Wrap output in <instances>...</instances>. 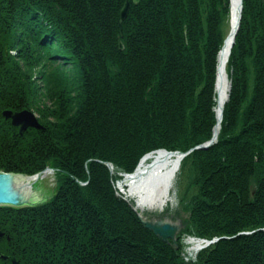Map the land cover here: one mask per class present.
<instances>
[{"label": "trees", "instance_id": "1", "mask_svg": "<svg viewBox=\"0 0 264 264\" xmlns=\"http://www.w3.org/2000/svg\"><path fill=\"white\" fill-rule=\"evenodd\" d=\"M126 1L0 0V171L58 174L48 202L0 206V254L19 264H264V0H243L218 141L182 162L185 231L219 238L196 263L142 224L116 181L151 151L213 137L232 0H129L121 50ZM12 33L25 67L46 60L39 82L12 58ZM26 109L44 130L20 134L3 115Z\"/></svg>", "mask_w": 264, "mask_h": 264}, {"label": "water", "instance_id": "2", "mask_svg": "<svg viewBox=\"0 0 264 264\" xmlns=\"http://www.w3.org/2000/svg\"><path fill=\"white\" fill-rule=\"evenodd\" d=\"M139 1L140 0H133V3L138 4ZM130 8H131V2L128 0L125 2L120 12L119 28L121 35H123V22L126 20ZM242 11H243V0H241L240 3L239 22L236 27L237 31H235L236 35L241 26ZM227 37L225 38L224 44L227 40ZM234 43H235V39L233 40V45ZM119 46L121 50L124 49V44L122 43V41H119ZM217 71H218V67H217ZM231 88H232V83L230 82V92H231ZM229 97H230V93H229ZM229 97L227 102L229 101ZM3 115L5 116L6 119H10L15 127L19 128L20 134H24V132L27 131L29 128H36L39 130L45 129V126L39 121L38 115L33 110H29V109L18 110V111L4 110ZM223 115L224 114H221L220 119L218 118V122L214 127L213 137L210 140L194 148H191L187 152H182L179 150L171 151V152L179 154L181 156V159H183L188 154H190L194 149H203V150L209 149L213 144H215L218 141V135L221 128ZM218 127L219 130L216 131ZM158 150H165V149H158ZM263 158H264V152H263ZM107 166L110 168L111 172L113 173V169H114L113 165L111 163H107ZM48 170L52 171L54 170V168L47 167L45 170L38 172L34 175L0 171V206L26 207V206H37L47 202L46 200L47 194L41 191L40 189H38L37 187H35L34 183L37 182L38 180L37 178H39V176L42 173ZM132 173H128V175ZM34 177H36V180H34ZM130 205L136 211L140 221L147 229L151 230L156 236L160 237L167 244L172 243V245L175 246V248L178 247V237L184 227V223L181 220H174L168 216L165 217L150 216L144 213V211L147 208L137 209L136 205L138 204L134 206L132 203H130ZM245 233H250V232H245ZM3 236L4 233L0 231V237ZM8 239L10 240V237H8ZM216 241H218V238H214L213 240H206V243H204L203 246L207 247L215 243ZM0 257L4 260L11 261L13 264H19V260L16 259L14 256L0 254Z\"/></svg>", "mask_w": 264, "mask_h": 264}, {"label": "bare ground", "instance_id": "3", "mask_svg": "<svg viewBox=\"0 0 264 264\" xmlns=\"http://www.w3.org/2000/svg\"><path fill=\"white\" fill-rule=\"evenodd\" d=\"M240 3L241 0H232L230 21L232 20L234 24H232L228 39L218 56V74L216 80V99L218 109H216V114H218L219 119L224 109V103L227 102L230 93V80L227 72V64L233 46V40L236 36V27L239 22ZM218 130L219 127L216 131ZM181 163V156L171 151L157 150L151 152L140 161L134 173L129 175L126 173L124 175V178L119 181L118 187L123 190L129 198H133L132 195L139 194L138 196L140 197L135 199L136 204H138L136 205L137 209H146V207L161 209L173 199L170 192L174 188L176 177L181 168ZM49 171L50 170L42 173L40 176H46ZM35 178L36 177H34V179ZM142 198L146 199L149 206ZM191 243L193 244V252L194 250L197 251L202 245V242L196 239H193Z\"/></svg>", "mask_w": 264, "mask_h": 264}, {"label": "rangeland", "instance_id": "4", "mask_svg": "<svg viewBox=\"0 0 264 264\" xmlns=\"http://www.w3.org/2000/svg\"><path fill=\"white\" fill-rule=\"evenodd\" d=\"M230 22H231L230 23V26L232 27V24H234V23H233L232 20ZM15 28L18 31L17 32L18 35L19 34H22L23 32H25V29L22 28V27H20V26H17ZM230 32H231V28H230ZM230 32H229V34H230ZM229 34L227 36H229ZM13 36L14 35L12 33V37ZM121 37H122V35H120V41H122V43L124 44V42L121 39ZM20 38H22V36ZM227 39H228V37H227ZM13 42H14V45H13L14 47L12 49H10V52L12 54V58L14 60L18 61V65L21 67L20 72L21 73L33 72V76H34L33 79L36 82H39L40 81V78H41L42 72L46 69L45 68V61L46 60L44 59L40 64L38 63V65H36L35 68H31L32 70H29L27 67H25V63H24L23 57H20L19 56V49L22 47V44L23 43L22 42H16L15 39H14V37H13ZM36 48L38 49V46H36ZM37 49H36V53L34 54V58H36L37 60H41V59H43V58H41V55H40L41 54V51L39 49L37 51ZM124 49H125V44H124ZM44 56H45V54H44ZM61 60L62 59L58 60L57 63H62ZM227 72H228V69H227ZM228 75H229V72H228ZM229 80L232 83V80L230 79V76H229ZM228 88H229V83H228ZM216 94H217V91H216ZM216 97H217V95H216ZM216 97H215V99H216ZM216 102H217V99H216ZM225 104H226V102L224 103V106H225ZM217 105H218V103H217ZM216 109H218L217 106H215V111H216ZM35 113L37 114V112H35ZM37 115H38V118H39V114H37ZM223 118H224V115H223ZM223 118H222V121H223ZM217 119H218V114H217ZM39 121H40V118H39ZM217 122H218V120H217ZM160 149L167 150L166 148H160ZM168 151H175V150H168ZM183 160H184V158L182 159V162H183ZM48 167H50V166H48ZM50 168H52V167H50ZM113 173H116V171L113 170ZM124 175L125 174H122L121 177L124 178ZM57 176H58L57 170L54 168V170H52V172L51 171L47 172V175L46 176H39V178H37L38 179L37 182L34 183V186L35 187H37L38 189H40L41 191H43L44 193L47 194V198H46L47 202L56 194V192L58 190V180H57ZM122 178H121V180H122ZM34 180H36V178ZM119 181H120L119 179H118V181H116V193H117V196L123 198L129 204L132 203L135 206L136 205V200L135 199H137L138 197H140V196H138L139 194L132 195L134 199L127 197V195L123 192V190H121L118 187V184L117 183H119ZM188 181H189V176L186 175L185 172H183V170H182V163H181V168H180V171H179V173H178V175L176 177V181H175L174 188L170 192L172 194L171 197H173V199L170 200L163 208H161L162 210L160 208H147L146 207L147 209L144 211V213L145 214H148L149 213L150 216H156V217H165V216H168V217H170V218H172L174 220H181L184 223V227H183L182 231L179 234V237H178V247H176V249H179L180 248V250H181L180 251L181 258L185 262H188V263H196L198 261V256H199L200 252L206 248V246H203L204 243H206V240H209V239L204 238V237H199V236H196L193 233H189V232H186L185 231V228H186V220H184V217L189 216V214H190V210L187 209L186 206L190 204V198L192 196L191 189L188 191V185H187V182ZM193 193H195V190H193ZM142 199L148 205L146 199L145 198H142ZM154 213H157L158 215L157 214H154ZM161 214L164 215V216H160ZM193 239H196V240L202 242V245L199 247V249L197 251L194 250V252L192 250L193 244L191 243V241ZM218 240H219V238H218ZM179 242H180V245H179ZM169 244H172V243H169ZM19 262H20V260H19Z\"/></svg>", "mask_w": 264, "mask_h": 264}]
</instances>
